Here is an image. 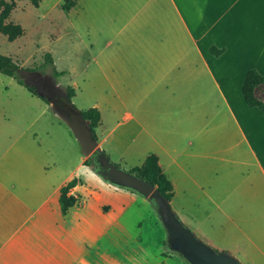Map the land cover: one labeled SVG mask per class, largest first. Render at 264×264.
Segmentation results:
<instances>
[{
    "label": "crops",
    "instance_id": "crops-1",
    "mask_svg": "<svg viewBox=\"0 0 264 264\" xmlns=\"http://www.w3.org/2000/svg\"><path fill=\"white\" fill-rule=\"evenodd\" d=\"M14 1L5 23L22 35L0 34L16 46L3 53L25 68L49 53L72 104L98 111L101 151L129 170L156 156L181 221L212 249L264 264V115L241 93L248 70L264 76V0ZM19 50L38 53L21 64ZM14 85L0 91V264H186L163 239L148 249L142 220L125 216L150 203L107 193L69 128Z\"/></svg>",
    "mask_w": 264,
    "mask_h": 264
},
{
    "label": "water",
    "instance_id": "water-1",
    "mask_svg": "<svg viewBox=\"0 0 264 264\" xmlns=\"http://www.w3.org/2000/svg\"><path fill=\"white\" fill-rule=\"evenodd\" d=\"M24 84L46 100L51 112L64 123L77 141L83 158L91 161L92 171L105 183L132 191L148 200L153 206L166 232V247L169 252L181 257L187 264H241L233 256L216 252L171 211L156 188L129 171L115 165L101 154V148L93 138L90 122L68 104L66 92L48 75L38 72L20 73Z\"/></svg>",
    "mask_w": 264,
    "mask_h": 264
},
{
    "label": "trees",
    "instance_id": "trees-1",
    "mask_svg": "<svg viewBox=\"0 0 264 264\" xmlns=\"http://www.w3.org/2000/svg\"><path fill=\"white\" fill-rule=\"evenodd\" d=\"M18 1H28L34 7H38V0H18ZM75 2V0H67L65 6L63 7L64 11H67ZM14 0H0V34L5 36L9 42L15 41L17 38L22 35V28L20 25H10L5 23V20L11 13V11L15 8ZM210 52L215 56H219L222 51L216 50L215 48H211ZM49 70V72H47ZM22 72H38L42 75H48L55 80L57 84H59L58 79L62 75V73L57 72L53 60L49 53L44 54V63L34 69L23 68L16 65L9 57L0 54V74L13 78L16 83L22 87H24L30 94L40 98L35 90L31 87H28L24 84V81L20 75ZM60 87L66 92L69 102L68 104L76 111H78L83 119L88 120L90 122V128L93 132V138L97 141V137L94 133L95 128L99 124L100 115L96 109H87L84 111H79L72 104V97L74 96V91L70 87H65L60 85ZM264 91V76H261L257 73L256 70L250 69L246 72L244 81L241 87V93L243 95V99L247 106L254 107L260 110V112L264 115V102L259 97V93ZM47 105H49L45 99L40 98ZM101 154L106 156L104 151H101ZM84 165L91 166V161L88 159L84 162ZM134 174L136 177L143 179L150 185L154 186L158 191L159 195L166 202L168 207L171 209L170 200L172 198V186L163 175L157 158L154 155L148 156L143 165L140 167L133 168L129 171ZM75 184L74 181L69 182L64 188L61 189V196L59 199L61 209L65 212L69 207L73 206L74 200L68 199L66 194L68 189L73 187ZM173 212V210L171 209ZM174 213V212H173ZM175 214V213H174ZM176 215V214H175ZM177 216V215H176ZM178 217V216H177ZM179 218V217H178ZM180 219V218H179ZM181 220V219H180ZM187 227V226H186ZM225 253V252H224Z\"/></svg>",
    "mask_w": 264,
    "mask_h": 264
},
{
    "label": "rangeland",
    "instance_id": "rangeland-1",
    "mask_svg": "<svg viewBox=\"0 0 264 264\" xmlns=\"http://www.w3.org/2000/svg\"><path fill=\"white\" fill-rule=\"evenodd\" d=\"M8 41V40H7ZM9 42V41H8ZM6 43V42H3L2 44H0V54L1 55H4V56H7L5 55L6 53H11V54H14L16 52V46H13L11 43ZM5 54H4V53ZM19 53H20V56L19 58L16 60V62H20L21 60V64H23L24 62V59L22 57H27L30 53V56H32V54L36 53V56H37V51H32V52H25V51H20L19 50ZM8 57V56H7ZM18 57V56H17ZM22 58V59H21ZM44 63V62H43ZM42 63V64H43ZM42 64H40L39 66H41ZM20 67H23L25 68L23 65H19ZM39 66H36L34 68H37ZM34 68H30V69H34ZM47 72H49V70H47ZM59 81V86L62 85L61 82H60V78L58 79ZM14 83H16V81L13 79V78H10V77H7V76H4V75H1L0 74V91H1V88L4 86L6 87V85H10V88L9 90L10 91H17L13 88H15V85ZM24 88V87H22ZM25 89V88H24ZM27 91V90H26ZM28 92V91H27ZM261 97L262 99H264V91L262 92L261 94ZM38 98V97H37ZM40 99V98H39ZM42 100V99H41ZM43 101V100H42ZM45 103V101H43ZM46 104V103H45ZM74 105V104H73ZM49 106V105H48ZM75 106V105H74ZM76 109H78L77 106H75ZM50 108V106H49ZM79 110V109H78ZM79 111H84L83 109H80ZM51 112V111H50ZM51 114L55 117V115L51 112ZM55 119L60 122L56 117ZM109 158V160H111L115 165H117L119 168L123 169V170H126V171H130L129 169H126V168H123L119 163H116L112 160L111 156H109L108 154H106ZM88 160V159H85V161ZM86 166V165H85ZM88 167L91 171H92V168L91 166H86ZM99 182L101 185L103 184H107L105 183L104 181H97ZM107 193L108 192H112L114 195L115 191L113 192V190H120L121 188H117L115 186H112V185H109L107 184ZM121 190H124V189H121ZM129 191V190H128ZM148 201V200H147ZM151 205V204H150ZM152 206V205H151ZM152 208V211H145L141 208H139L138 206H133V208H131L128 212H127V216H125V218H129V219H132V220H142L140 223H139V226H138V235L145 239V238H148L147 242L149 243V246H148V249L149 250H156V249H160L162 247V244L161 242V239H163V244H164V247L163 250L164 251H168L167 247H166V232H165V229L163 227V225L161 224L153 206L151 207ZM174 212V211H173ZM175 213V212H174ZM176 214V213H175ZM177 215V214H176ZM185 226H187L185 224ZM189 229H191L189 226H187ZM192 230V229H191ZM193 231V230H192ZM194 232V231H193ZM195 233V232H194ZM195 235L201 240L203 241L196 233ZM204 242V241H203ZM205 243V242H204ZM206 244V243H205ZM161 245V246H160ZM209 246V245H208ZM214 250V249H213ZM216 252H219L217 250H214ZM168 253V252H167ZM170 253V252H169ZM179 258V257H178ZM180 261L184 262V260H182L181 258H179ZM187 264V263H186Z\"/></svg>",
    "mask_w": 264,
    "mask_h": 264
},
{
    "label": "flooded vegetation",
    "instance_id": "flooded-vegetation-1",
    "mask_svg": "<svg viewBox=\"0 0 264 264\" xmlns=\"http://www.w3.org/2000/svg\"><path fill=\"white\" fill-rule=\"evenodd\" d=\"M62 104H63V105H69V104H67V103H66V102H64V101H62Z\"/></svg>",
    "mask_w": 264,
    "mask_h": 264
}]
</instances>
